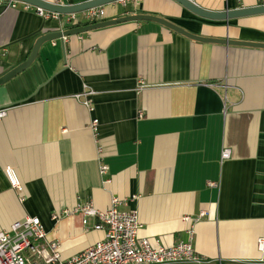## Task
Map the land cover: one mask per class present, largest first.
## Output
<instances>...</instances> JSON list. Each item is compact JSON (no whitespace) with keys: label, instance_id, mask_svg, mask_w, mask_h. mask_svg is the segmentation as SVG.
Returning <instances> with one entry per match:
<instances>
[{"label":"crops","instance_id":"crops-1","mask_svg":"<svg viewBox=\"0 0 264 264\" xmlns=\"http://www.w3.org/2000/svg\"><path fill=\"white\" fill-rule=\"evenodd\" d=\"M193 1L212 11L259 4ZM9 5L0 0V77L39 36L76 25ZM105 7L107 19L154 14L198 35L264 42L260 13L212 20L176 0ZM89 90L91 111L77 98ZM1 108L0 231L40 217L47 239L72 258L105 230L95 228L98 218L84 225L64 209L93 202L105 210L119 197L120 210L138 211L139 236L152 244L187 241L192 230L195 250L210 260L264 264V48L198 41L154 21L117 23L43 44L31 66L0 84Z\"/></svg>","mask_w":264,"mask_h":264},{"label":"built area","instance_id":"built-area-1","mask_svg":"<svg viewBox=\"0 0 264 264\" xmlns=\"http://www.w3.org/2000/svg\"><path fill=\"white\" fill-rule=\"evenodd\" d=\"M9 6L15 7L18 3L24 4L27 9H34L44 18L63 17L72 27L86 23H93L106 18V7L99 6L79 13L60 14L46 11L40 7L29 5L28 3L8 0ZM57 5H64V0L50 1ZM127 5V0H119ZM258 5H264V0H259ZM93 90L84 91L78 94L77 98L84 96V104L93 110ZM8 109H0V120L7 116ZM139 116H143L140 111ZM99 125L98 119H93L92 129L96 132ZM231 155V150L224 148L222 158L225 160ZM109 167L102 164L101 174H106ZM5 173L11 185L18 191H22L14 169L10 166L5 169ZM209 185H215L209 182ZM122 200L113 197L111 206L102 210L96 208L93 202L80 205L72 211L65 210L63 213H78L82 216L84 225L88 224L89 218H98L96 229H104L103 239L88 246L83 252L72 258H63L61 244L57 241L47 239V231L40 217L26 216L21 220L14 221L8 229L0 231V264H223L210 260L195 250L194 232L190 230V238L187 241H180L172 246H165L159 241L152 244L149 238L140 237L141 227L137 210L123 211L119 209ZM62 213V214H63ZM62 214H54L53 218L58 219ZM259 243L263 245V238Z\"/></svg>","mask_w":264,"mask_h":264},{"label":"water","instance_id":"water-1","mask_svg":"<svg viewBox=\"0 0 264 264\" xmlns=\"http://www.w3.org/2000/svg\"><path fill=\"white\" fill-rule=\"evenodd\" d=\"M24 3H28L29 5L40 7L46 11L60 13V14H67V13H79L86 11L91 8L105 6L115 1L119 0H88L84 3H77V4H64V5H57L48 0H16ZM180 4H182L185 8L189 9L194 14L212 20H229L231 18H239L245 17L255 14H264V5H257L254 7L248 8H237L234 10H223V11H212L202 8L193 0H176ZM128 21H154L163 26L170 28L171 30L180 33L190 39L203 41V42H211V43H218V44H227V45H240V46H249V47H258L264 48V42H257V41H248V40H234L230 38H215V37H208L202 36L195 33L188 31L187 29L178 26V24L168 20L165 17L157 16L154 14H145V13H138V14H128L126 16H121L118 18H111L105 19L93 23H89L86 25H80L72 28H68L66 30H58L53 32L44 33L43 35L39 36L29 54V56L23 61L21 64L10 70L9 72L5 73L3 76L0 77V84H3L20 72L27 69L38 57L39 51L43 44L45 45L46 42L60 39L64 40L65 37L71 35L81 34L87 31H91L93 29L107 27L110 25H114L117 23L128 22Z\"/></svg>","mask_w":264,"mask_h":264},{"label":"trees","instance_id":"trees-1","mask_svg":"<svg viewBox=\"0 0 264 264\" xmlns=\"http://www.w3.org/2000/svg\"><path fill=\"white\" fill-rule=\"evenodd\" d=\"M78 26H80V25H78ZM76 27V26H75Z\"/></svg>","mask_w":264,"mask_h":264}]
</instances>
